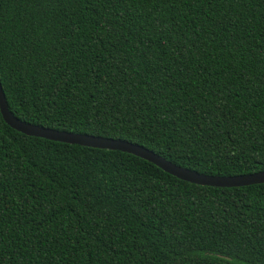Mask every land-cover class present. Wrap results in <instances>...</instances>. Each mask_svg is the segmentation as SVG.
I'll return each instance as SVG.
<instances>
[{
  "label": "trees",
  "instance_id": "1",
  "mask_svg": "<svg viewBox=\"0 0 264 264\" xmlns=\"http://www.w3.org/2000/svg\"><path fill=\"white\" fill-rule=\"evenodd\" d=\"M0 82L24 122L264 169V0H0ZM0 264H264V180L190 182L0 114Z\"/></svg>",
  "mask_w": 264,
  "mask_h": 264
},
{
  "label": "water",
  "instance_id": "2",
  "mask_svg": "<svg viewBox=\"0 0 264 264\" xmlns=\"http://www.w3.org/2000/svg\"><path fill=\"white\" fill-rule=\"evenodd\" d=\"M0 82V114L8 125L15 129L30 135L42 136L50 139L61 140L70 143L88 144L101 148L120 149L131 152L143 157L169 173L177 175L183 180L195 182L199 184H209L216 186H232L254 183L264 180V169H258L254 172L239 173L232 175H221L199 172L189 167L180 165L179 163L169 160L163 155L153 151L152 149L119 137L102 136L93 134L92 132H77L65 129H58L35 123H28L19 120L13 116L6 105L4 94L1 89Z\"/></svg>",
  "mask_w": 264,
  "mask_h": 264
}]
</instances>
